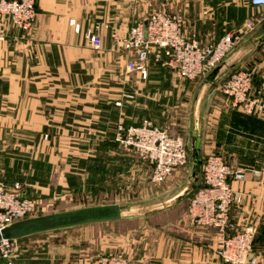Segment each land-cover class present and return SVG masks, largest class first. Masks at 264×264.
Returning a JSON list of instances; mask_svg holds the SVG:
<instances>
[{
    "label": "crops",
    "instance_id": "0c3cea01",
    "mask_svg": "<svg viewBox=\"0 0 264 264\" xmlns=\"http://www.w3.org/2000/svg\"><path fill=\"white\" fill-rule=\"evenodd\" d=\"M177 5L178 0H36L35 19L28 30L0 21L4 181H18L34 170L68 172V158L81 156L77 143L108 137L128 108L121 104L126 99L119 93V83L127 79L126 56L118 53L114 38L126 36L153 10L175 12ZM248 8L257 9L250 4ZM201 19L195 18L193 27L201 42L223 35L215 36L211 25ZM244 68L251 72L253 92L264 94V45L238 69ZM212 151L244 173L230 181L244 194L230 215L237 230L252 226L251 252L264 264V112L245 113L232 107L216 89L207 104L201 140L202 154ZM21 156L42 158L44 163L19 165L16 160ZM33 186L45 191L47 185ZM173 207L144 216L165 214L164 224L145 225L138 234H116L96 227L103 223H93L16 240L10 264H100L103 255L118 251L137 264H228L215 253V230L193 227L183 215L163 213ZM0 264L7 262L0 257Z\"/></svg>",
    "mask_w": 264,
    "mask_h": 264
},
{
    "label": "built area",
    "instance_id": "2783aa9c",
    "mask_svg": "<svg viewBox=\"0 0 264 264\" xmlns=\"http://www.w3.org/2000/svg\"><path fill=\"white\" fill-rule=\"evenodd\" d=\"M249 4L264 8V0H248ZM36 0H0V21L8 20L21 30H28L34 22ZM251 22L246 24L252 29ZM96 23L94 28H98ZM91 36V33H88ZM238 33H225L212 42H200L185 32L184 19L178 13L153 10L135 23L124 37H115L117 44L129 53V64L143 75L149 55L166 61L176 73L191 81L199 80L217 65L238 43ZM133 58V59H132ZM219 89L228 97L230 105L246 113L264 112V94L252 90L251 72L239 69L232 72ZM115 140L126 149L145 159L151 168V179L165 181L176 169L185 167L189 153L185 139L167 129L145 122L139 125L118 123ZM244 173L232 169L219 153H208L201 162L199 186L187 205V220L193 227L215 230V253L228 264H259L251 252L253 228L237 230L230 210L240 204L244 194L231 186V179H241ZM33 211V202L19 193V184L0 181V228L23 218ZM15 248L14 240L0 242V255L7 264ZM100 264H137L121 252L100 258Z\"/></svg>",
    "mask_w": 264,
    "mask_h": 264
},
{
    "label": "rangeland",
    "instance_id": "374dc122",
    "mask_svg": "<svg viewBox=\"0 0 264 264\" xmlns=\"http://www.w3.org/2000/svg\"><path fill=\"white\" fill-rule=\"evenodd\" d=\"M248 4V0H178V5L173 10L175 12L169 13L182 15L185 32L188 34L196 37L193 31L195 18L201 16L202 22H208L211 25V32L213 31L215 36L228 32L238 33L239 43L264 22V8L253 10L248 8ZM249 22L253 24L252 29L246 27ZM114 45L119 54L124 52L126 56L127 79L122 78L124 82L119 83L122 87L119 93L122 92V98L126 99L125 103L121 104L128 106L127 111L123 109L126 116L121 115L114 124L112 132L106 134L108 137L77 143L76 151L79 150L81 156L68 158L70 171L59 173L56 168H49L48 173L38 174L34 170L20 177V180L11 182L18 183L20 195L33 202V211L30 216L97 204L144 200L175 188L187 174L188 163L185 167L174 170L165 181L161 183L152 181L148 162L134 151L126 149L115 140L114 136L118 123L132 125L130 123L149 122L154 126L167 129L172 134L181 135L186 143L190 103L200 79L191 81L180 77L164 59L157 60L152 54L145 61L146 73L143 75L134 66L135 58H132L133 67H130L129 53L116 42ZM219 85L217 90L224 94L219 89ZM225 97L230 105L228 97L226 95ZM87 133L93 135L91 131ZM30 144L23 143L27 146ZM212 152L221 154L218 151ZM206 154L208 153L202 154V160ZM57 161L60 163L63 160L57 159ZM16 163L28 166L40 165L44 163V159L21 156ZM1 164H3L2 161ZM0 181L11 184L4 181L1 174ZM33 185L47 186L44 191ZM188 201L189 198H186L163 213L187 217ZM164 216L165 214L162 217H138L115 222H101L103 224H97L96 227L114 231L116 234L127 231L138 234L145 225L160 227L164 224L162 222Z\"/></svg>",
    "mask_w": 264,
    "mask_h": 264
},
{
    "label": "water",
    "instance_id": "95a60500",
    "mask_svg": "<svg viewBox=\"0 0 264 264\" xmlns=\"http://www.w3.org/2000/svg\"><path fill=\"white\" fill-rule=\"evenodd\" d=\"M264 45V22L241 40L217 65L203 76L192 97L188 113V171L175 188L155 197L127 203H105L77 207L26 217L0 228V242L19 240L36 234L81 225L144 217L183 201L199 186L201 178V140L206 108L218 85Z\"/></svg>",
    "mask_w": 264,
    "mask_h": 264
},
{
    "label": "trees",
    "instance_id": "16d2710c",
    "mask_svg": "<svg viewBox=\"0 0 264 264\" xmlns=\"http://www.w3.org/2000/svg\"><path fill=\"white\" fill-rule=\"evenodd\" d=\"M191 195H192V193L189 196H191Z\"/></svg>",
    "mask_w": 264,
    "mask_h": 264
}]
</instances>
